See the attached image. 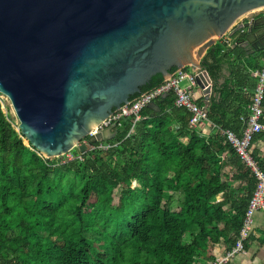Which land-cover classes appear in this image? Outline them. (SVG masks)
<instances>
[{
    "label": "trees",
    "instance_id": "trees-1",
    "mask_svg": "<svg viewBox=\"0 0 264 264\" xmlns=\"http://www.w3.org/2000/svg\"><path fill=\"white\" fill-rule=\"evenodd\" d=\"M230 45L219 40L200 59L212 80L209 135L168 91L139 120L121 119L109 139L73 148L72 158H45L0 109V264H195L213 259L215 244L230 249L257 180L217 129L241 134L264 38L258 47ZM163 80L154 75L140 92ZM261 106L264 123V92ZM263 140L260 131L251 143ZM258 153L253 147L264 168Z\"/></svg>",
    "mask_w": 264,
    "mask_h": 264
},
{
    "label": "water",
    "instance_id": "water-1",
    "mask_svg": "<svg viewBox=\"0 0 264 264\" xmlns=\"http://www.w3.org/2000/svg\"><path fill=\"white\" fill-rule=\"evenodd\" d=\"M260 7L264 0H0V97L45 158L109 139L113 126L87 134L151 77L180 67L197 72L208 111L212 80L200 59L224 35L246 29L249 41L257 18L237 20Z\"/></svg>",
    "mask_w": 264,
    "mask_h": 264
},
{
    "label": "built area",
    "instance_id": "built-area-1",
    "mask_svg": "<svg viewBox=\"0 0 264 264\" xmlns=\"http://www.w3.org/2000/svg\"><path fill=\"white\" fill-rule=\"evenodd\" d=\"M225 42L229 44L227 40ZM196 74L197 72L190 66L176 69L166 77L161 84L143 91L121 108L111 113L98 125L93 126L87 136L95 135L109 126H113V128L116 125L119 126L121 119L127 116H134V121L139 120L141 118L140 110L152 100L164 95L168 91H173L176 96L174 101L175 106L184 107L190 112L189 124L198 128L202 134L201 130L203 125L207 123V111L203 109V103L201 105L196 103L197 97H195V89L199 88L194 77ZM254 74L257 76V83L252 93L251 102L248 105L249 115L244 121L241 134H237L229 129L217 130L220 131L239 157L253 172L257 180L256 188L249 200L243 224L238 232L235 244L230 249L224 250L220 255L214 256L213 259L203 260L206 262L204 264H226L236 254H244V241L252 232L254 213L257 211H262L264 213V168H261L252 156L253 144L251 143L255 134L264 131V123L260 121L262 114L261 104L264 92V66L261 71H255ZM183 80H186L187 83L184 86H180L179 83ZM199 92L200 98L203 100L204 94L202 93L201 88H199ZM210 94L211 92L209 93V96ZM5 108L6 105L0 97V109L4 112ZM87 136L83 139V142L86 144ZM108 146L109 145H102L101 143L99 145V147L102 148H107ZM258 155L261 156V158H264V155L261 153H258Z\"/></svg>",
    "mask_w": 264,
    "mask_h": 264
},
{
    "label": "crops",
    "instance_id": "crops-1",
    "mask_svg": "<svg viewBox=\"0 0 264 264\" xmlns=\"http://www.w3.org/2000/svg\"><path fill=\"white\" fill-rule=\"evenodd\" d=\"M240 20L246 19H238L237 22ZM236 35L234 37L229 38L227 35L222 36L217 41H228L231 43L234 42ZM206 50L204 51L203 55L205 54ZM228 68L227 65L224 64L220 70V77L218 82L221 83L227 76H228ZM197 92L195 91V94ZM197 99L200 98V92L198 91ZM211 125L207 122L203 125L201 130L203 135H209L212 131ZM253 147L258 149L259 153L264 155V140L263 141H256L253 143ZM189 235V234H186ZM250 239L247 242V246L245 247L244 254H236L232 257L226 264H264V213L262 211H257L254 213L253 217V224H252V233L250 234ZM185 236V235H184ZM189 237V236H188ZM188 238L186 242H189ZM225 250V245L223 242L213 245L211 248V255L217 256L220 255ZM196 263L204 264L205 261L201 259H197Z\"/></svg>",
    "mask_w": 264,
    "mask_h": 264
},
{
    "label": "flooded vegetation",
    "instance_id": "flooded-vegetation-1",
    "mask_svg": "<svg viewBox=\"0 0 264 264\" xmlns=\"http://www.w3.org/2000/svg\"><path fill=\"white\" fill-rule=\"evenodd\" d=\"M254 18H257V23L252 26L251 30H249V34L253 35L252 37H250L249 41H246L244 39V35L247 32L246 29L236 34V37L241 38L240 42L244 43L245 48L260 46L264 38V13L256 15L254 16Z\"/></svg>",
    "mask_w": 264,
    "mask_h": 264
},
{
    "label": "rangeland",
    "instance_id": "rangeland-1",
    "mask_svg": "<svg viewBox=\"0 0 264 264\" xmlns=\"http://www.w3.org/2000/svg\"><path fill=\"white\" fill-rule=\"evenodd\" d=\"M262 13H264V7H260V8H258V9L253 10V11H250V12H248V13H245V14L242 15L240 18H241V19H248V18H250V17H252V16L254 17V16H256V15H260V14H262ZM240 18H239V19H240ZM186 83H187V81H186V80H183V81H181V82L179 83V85H180V86H184ZM195 91L198 93L199 88H196ZM197 93L195 94V97L198 96ZM4 112H5L6 114H8V109H7V107L5 108ZM10 121H11V123H12V126L17 130V124H18V123H17L14 119H12L11 117H10ZM24 142H25V139H24ZM25 144H26V142H25ZM65 156H66L67 158H72V155H71L70 151H69L68 153H66ZM53 158H54V159H55V158L58 159L57 157H53ZM61 160H64V159H61ZM136 185H137V184H136L135 182H132V184H131L132 187H134V186H136ZM234 186H235V184H234ZM187 234H188V233H187ZM188 236H189V235H186V234H185V236L182 238V241H183V242L188 241V240H187V239L189 238Z\"/></svg>",
    "mask_w": 264,
    "mask_h": 264
}]
</instances>
